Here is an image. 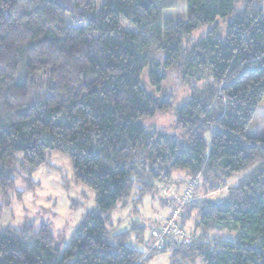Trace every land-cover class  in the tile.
<instances>
[{
    "label": "trees",
    "instance_id": "16d2710c",
    "mask_svg": "<svg viewBox=\"0 0 264 264\" xmlns=\"http://www.w3.org/2000/svg\"><path fill=\"white\" fill-rule=\"evenodd\" d=\"M184 5L181 21L166 16L176 0H0V192L55 151L95 203L65 243L45 224L2 229L0 216V264H140L126 242L141 244L144 227L113 235L111 214L177 172L225 193L186 205L190 245L167 235L151 254L264 264V139L245 136L264 97V0ZM170 107L177 136L144 125ZM217 229L236 236L211 238Z\"/></svg>",
    "mask_w": 264,
    "mask_h": 264
},
{
    "label": "rangeland",
    "instance_id": "374dc122",
    "mask_svg": "<svg viewBox=\"0 0 264 264\" xmlns=\"http://www.w3.org/2000/svg\"><path fill=\"white\" fill-rule=\"evenodd\" d=\"M104 1L97 0V6H100ZM176 1V10L167 12L166 16L183 21L185 0ZM124 28L128 31L133 30L125 23ZM185 97L186 92L182 93L180 99L173 105L180 104ZM174 121V108L170 107L166 111L146 119L144 125L147 128L158 130L163 135L175 137L177 135L174 134ZM245 136L264 139V97L245 130ZM46 158L47 163L30 176V181H26L30 189L26 188L25 182L28 173L19 167V171L13 176L15 189L9 192L6 197L0 192L1 228H17L26 222L38 229L40 225L45 224L50 227L53 235L61 237L62 243H65L87 212L95 208L94 192L86 186L74 182L71 165L66 155L49 151L46 153ZM242 176H234L229 180L228 185H236ZM196 178L185 176V172H177L174 174V179L180 180L166 186L157 185L153 194L145 195L140 204L135 203L136 210L133 209L132 202H129L126 209L116 210L111 214L107 228L112 231L113 235L127 231L134 221H138L140 223L138 224L144 227L141 244H137L134 237L126 242L127 246L144 253L140 264H202L197 257H183V254H174L171 251L151 254V248L154 245L151 228L155 229L158 226L155 221H162L159 225L162 224L165 221L164 217L170 211L176 210L180 213L177 220L178 228L181 231L189 232L188 229L182 230L179 223L186 205L196 197L212 198L218 201L224 195L225 191L220 187L221 185L207 195L201 194L200 189L194 188L196 184L199 186L201 184V179L197 180ZM187 190H190L191 194ZM20 192L22 193L21 198L18 196ZM190 195L191 199L184 202L183 196L189 197ZM136 196L137 194H134L132 198L134 199ZM209 236L217 237L223 241H232L236 234L226 229H217L211 231ZM195 237L198 241V236Z\"/></svg>",
    "mask_w": 264,
    "mask_h": 264
},
{
    "label": "built area",
    "instance_id": "2783aa9c",
    "mask_svg": "<svg viewBox=\"0 0 264 264\" xmlns=\"http://www.w3.org/2000/svg\"><path fill=\"white\" fill-rule=\"evenodd\" d=\"M187 191H189L190 193V190H187ZM187 191L186 193L188 194ZM190 199H191V195L189 197L183 196L184 202ZM179 215H180L179 211H176V210L170 211L167 217L165 218V221L160 226V228H157L154 231H152V238L154 239L155 242H154L153 247L151 248V251H154L156 249H161L162 247L161 245L164 244V238L167 235L178 236L182 240L183 245L185 246H188L191 244L192 236L190 234H186L182 232L178 228L177 220H178Z\"/></svg>",
    "mask_w": 264,
    "mask_h": 264
},
{
    "label": "crops",
    "instance_id": "0c3cea01",
    "mask_svg": "<svg viewBox=\"0 0 264 264\" xmlns=\"http://www.w3.org/2000/svg\"><path fill=\"white\" fill-rule=\"evenodd\" d=\"M185 176H186V173H185ZM186 178H187V177H186ZM170 204H172L171 201H170ZM164 218H165V217H164ZM163 220H164V219H163ZM156 222H157V225L159 226V223H161L162 221L157 220V221H155V223H156ZM157 225H156V226H157ZM158 226H157V227H158ZM157 227H156V228H157Z\"/></svg>",
    "mask_w": 264,
    "mask_h": 264
}]
</instances>
